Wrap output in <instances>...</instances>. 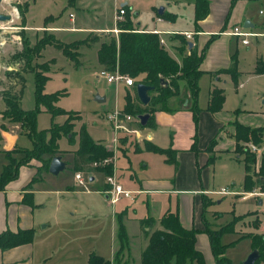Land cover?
<instances>
[{
    "label": "rangeland",
    "instance_id": "obj_1",
    "mask_svg": "<svg viewBox=\"0 0 264 264\" xmlns=\"http://www.w3.org/2000/svg\"><path fill=\"white\" fill-rule=\"evenodd\" d=\"M178 1L180 3L176 5L174 0H129L125 4L130 14L126 21L132 23L133 28L146 32H150L147 29L150 25H155L158 28L190 29L193 25L192 16L194 9L188 3L193 2V0ZM122 5L124 3L120 0H75L72 4H70V0H2L0 13L9 15L11 19L8 22L0 23L2 28L0 30V102H3L4 94L17 92L21 87L19 82L6 80L4 72H21L23 64L15 62L14 59L20 56L22 42H29V45L33 46L44 36L43 27L51 29L59 27L63 29H52H58L59 32H47V34H55L56 37H54L61 42H74L86 38L90 34L86 32H99L94 34H101L100 44L107 43L106 41L112 36L109 32L115 27L113 21L115 10ZM161 8L165 9V16L170 13L177 15L176 22L171 27L156 21L158 19V11ZM232 10L242 12L244 21H250L256 32L263 31L264 0H237ZM232 10L228 15V8L226 19L228 16L229 20ZM70 14L72 15L71 17ZM165 16L162 18L163 20H167ZM25 25L27 29H25ZM232 25L233 23L230 22L227 31L234 27ZM237 26L242 27V24ZM66 28L75 29L74 31L77 33H71ZM255 41L262 42L261 40ZM168 42L177 43L178 40L173 39ZM168 42L165 41L164 46L169 50ZM231 42H234L233 39ZM99 45L91 46L88 49H80L83 55L82 59H80L82 65L77 70L73 69L72 64L52 47L44 49L39 57L34 56L31 68L36 69V65L50 62L53 60L51 58L56 59V62L54 61L56 65L50 66V69H52L48 75L50 79L45 83L43 93L62 92L64 95L59 98L55 106L65 112L80 114V121L72 122L77 140L80 126L85 125L87 133L94 142L100 141L104 145H109L107 149L115 155L109 159L108 163L100 162L96 164V167L112 166V175L110 177H114L116 184L123 191L128 192L125 184L129 183L130 176L140 180L144 177L141 176L144 172L141 167V159L145 155L141 157V155L135 153L134 147L131 145L135 142L134 136L128 137L129 143L124 146L127 151L123 155L118 149L119 146L121 147L120 139L122 135L118 136L119 143L115 149L113 148L114 132L107 121V116L114 111L115 98L117 99V97L114 90L105 82L101 72L98 70L97 51ZM232 47L233 53L238 51L239 77L237 79L238 84L235 85L230 75L223 71L224 74L229 75V77H224V84L221 86L226 95L223 116L227 119L229 118L225 125L228 126L230 124L232 127V123L237 120L250 123L252 127H259L264 130V115L261 114V111L264 110V76H256L254 74L256 57L264 54V49L259 44L258 48H249V51L240 44L236 45L235 42ZM8 62L9 65L7 66L6 63ZM126 90L132 95L131 89ZM123 91L122 89L121 95H123ZM97 95L105 97L106 102L101 104L95 102L94 98ZM119 99L121 103L122 98L119 97ZM20 106L25 111L38 110L37 130L41 131L50 127V115L44 107L37 106L35 79L30 72L24 74ZM239 111L242 114H239ZM189 117L188 124L192 126L191 116ZM55 118L54 122L60 125L66 120L67 116L59 115ZM179 119V124L176 125V129H172V132L177 136L178 142L180 141L179 144H185L186 137H192V130L189 132L183 131L187 125L186 119L184 117ZM244 119H247V121ZM132 122H135L138 126L137 119ZM5 124L8 127L16 126L9 125L8 120H5ZM129 124L125 123L124 126L128 130L135 129V127H132V129ZM18 127L14 131L18 132L20 130ZM133 134L135 135L136 133ZM170 136L171 133L169 132L162 139L164 141L170 140ZM122 138L126 137L122 136ZM65 139L67 138L65 137ZM67 143L72 148L66 147L72 151L62 152L64 154L74 153L77 148L73 147L68 140ZM17 145L18 147L32 148L31 141L26 138H21ZM60 146L64 148L65 143L61 141ZM241 146H245L250 153L256 156L254 169L255 174H258L261 156L264 155V151L250 143L241 144ZM253 148L258 150L254 151ZM19 150V148H14L9 152H12L13 157L20 160L22 156L18 154ZM211 153L209 154L210 161H213L216 156H214V151ZM234 153L239 159L241 154L239 155L236 151ZM152 156H154V160L155 158L157 160L161 159L158 156ZM217 159L218 162L214 165L212 164L208 169V189L211 191V195L209 197L210 200L206 202V211L203 212L205 224L203 223L202 228L205 229L207 226L216 230L236 220L234 230L222 234L221 244L228 246L224 257L229 259L230 264H243L246 258L254 251L250 236L264 237V200L261 198L263 204L262 206H257L255 198H247L243 202H239L234 196H217L214 192H219L222 189L233 193H241V187L244 183L242 156H240L239 162L228 155H221ZM154 160L152 163L156 169L158 166L155 165L157 163ZM8 161L9 159L5 153L0 152V174ZM65 161L68 165L64 171L54 176L47 170H43L40 173L41 179L33 184L36 191L34 194L36 207L32 213L35 226L32 241L34 240L35 249L37 248V251L41 249L44 254L50 257L51 261L47 264H88V256L91 253L103 257L105 262H110L114 248L112 236L114 218L112 217L114 214H121V211H125L126 208L134 218L124 220L123 223L126 228L129 248V254L126 253L124 260L129 262L132 259L133 264H140V255L146 243L142 235H140L139 222L135 218L146 215L147 205L150 209V215L157 213L160 207L168 206L169 203L174 211L177 204L176 198L169 200L166 198V202L165 198L150 196L146 200L142 196L135 197L134 195L132 196L135 198L134 203H126L128 200L121 197L122 199H119V203L113 206L105 193L110 190L105 177L99 174L96 176L95 181L90 182L87 175L84 174L83 178L88 190L86 192L74 180L71 164L72 156L65 159ZM130 182L132 183L133 181ZM105 186L107 187L105 188ZM256 220L257 225L254 226ZM44 226L48 227L43 229ZM199 234L205 233L200 232ZM258 264H264V260Z\"/></svg>",
    "mask_w": 264,
    "mask_h": 264
},
{
    "label": "trees",
    "instance_id": "obj_2",
    "mask_svg": "<svg viewBox=\"0 0 264 264\" xmlns=\"http://www.w3.org/2000/svg\"><path fill=\"white\" fill-rule=\"evenodd\" d=\"M75 0H70L72 4ZM237 0H231L228 15ZM194 3V24L196 32L197 24L209 15L208 0H193ZM124 5V20L118 23L117 28L120 32L101 43V37L98 34L90 33L83 40H77L71 43H63L54 37L53 34L45 33L44 36L30 46L29 42H22L20 56L15 58V62L22 63L21 72L6 71L7 80H14L21 84L17 92L4 94L5 110L2 117L8 119L9 122L17 124L26 137L31 141V149H20L21 159L17 160L13 157L12 152L8 154V164L4 166L0 174V191H3L8 183L14 181L22 166L27 165L31 161L40 164L37 169L39 173L47 170L51 159L60 156L58 142L62 138H67L70 144L75 141L76 134L73 131V121H80V115L75 112H65L55 106V103L64 94L56 92L53 94H44V86L48 81V73L50 66L54 65V60L36 65V69H32L31 63L35 57H39L41 52L47 47H52L60 52L71 64L73 69L77 70L81 67L82 53L80 49H88L91 46L99 45L97 51V61L101 68V72L115 73L122 77H128L133 80L134 84L131 89L132 95L126 90L124 95V105L121 113L129 115L138 120V117L148 114L149 119L144 127L138 122L141 129L153 128V115L156 112L175 113L187 110L192 114V119L197 128L200 110L197 105L199 93L198 81L202 75L200 69L203 62L205 52L209 42L215 40L218 36L225 32L222 30L216 35H212L204 49L198 53L196 49L188 48L187 42L183 35L173 34L168 36V41L178 40V46L174 48L175 54H172L164 45L160 43L162 39L159 34L153 32L139 31L133 28L132 23L126 21L130 15ZM158 16V14H157ZM165 13L158 18H163ZM171 15L167 14L165 19ZM22 17V16H21ZM172 17V16H171ZM228 19V16H227ZM81 57V58H80ZM30 72L33 74L36 85V103L37 106L45 108L51 117V125L48 129L37 130L36 121L38 110L25 111L20 106V99L24 83V74ZM229 74L235 85L238 82L237 63L233 59L231 65L225 70ZM255 73L264 75V64L257 62ZM216 77V76H213ZM137 84H143L153 88L149 92L150 102L146 106L139 104L135 95V87ZM225 101L224 89L213 86L209 94L207 112L215 114L222 110ZM65 115L66 120L62 124L54 123L56 116ZM234 133L232 138L235 141V151L243 160L244 183L242 186L243 193H251L254 190L264 192V155L261 156L258 174H255L256 156L241 144H252L260 148L264 130L262 128H251L244 126L237 121L232 123ZM78 136L77 150L74 154L73 171L75 173H83L91 175L93 173H102L105 178L112 175V166L96 167L94 164L109 160L113 157V152L105 148L102 144L94 142L86 131L84 125L80 126ZM216 140H210L206 150L212 154ZM192 149H195L194 145ZM144 150L149 153L164 155L166 162L174 164L175 151L171 148L160 149L155 145L145 142ZM240 152V153H239ZM239 156V159H240ZM213 159V158H212ZM211 159V160H212ZM238 159V160H239ZM96 167V168H95ZM33 182V180H32ZM32 182L29 183L28 188ZM106 191V190H105ZM32 198L31 195H27ZM206 202H204L203 212L206 211ZM123 214L116 215V233H115V251L113 255L114 264H129L124 260L126 253L129 252L128 237L123 225ZM236 220L219 229H211L205 227L202 231L191 228H184L177 214L167 213L160 220V229L153 230L155 221L151 218L141 220L139 222L143 237L147 239V246L140 256V264H205L203 255L196 247V237L200 232H204L209 241L211 254L215 264H230L229 259L224 257L227 245L221 244V236L224 232H232ZM257 220L254 226L257 225ZM34 236L33 230H23L16 233L3 232L0 234V251L4 252L12 248L30 244ZM253 244V250L258 251L259 258L255 264L264 260V237L250 236ZM90 264H107L95 255L89 258Z\"/></svg>",
    "mask_w": 264,
    "mask_h": 264
},
{
    "label": "crops",
    "instance_id": "obj_3",
    "mask_svg": "<svg viewBox=\"0 0 264 264\" xmlns=\"http://www.w3.org/2000/svg\"><path fill=\"white\" fill-rule=\"evenodd\" d=\"M208 1H209V15L206 17V19H204L203 21L197 24L199 32H196V29H195L196 27L194 24V14L192 16L193 25H192V28L190 29H170L166 27L158 28L155 25H150L149 28L147 27L146 28L149 29L150 32H157L160 35V37L164 40V42L165 41L168 42L167 36L169 35H173V34L182 35L183 33H192L193 39L190 41L186 40L184 36L183 37L187 42L193 44L192 48L196 49V51L200 53L204 49V47L206 46L207 42L209 41L212 35H216L220 33L222 30L227 31V29L229 28L228 25L230 22L233 23L232 26H237L238 24H242V27L244 23L246 22L244 21L245 19L243 17V13L240 11L235 12L234 10H232V15L229 18V20L226 19V13H227L228 8H230L231 0H208ZM17 3L19 4L18 1ZM174 3L178 5V3L180 2L178 0H174ZM188 4H191L194 9L193 2H190ZM164 12H165V9H164ZM3 15H7V14H3ZM169 15H171L172 17L170 16L167 20L158 18L156 21H158V23H161V24L165 23L171 27L176 22L177 15L174 13L172 14L170 13ZM248 22L251 26L249 29L254 30L252 23L250 21ZM56 28L63 29L59 27H56ZM56 28H52V29H56ZM1 29L2 28L0 27V30ZM25 29H27L26 25H25ZM42 29L44 33L54 32V31L59 32L58 29L52 30L51 28H45V27H43ZM66 29L69 30L71 33H77L76 31H74L75 29H69V28H66ZM262 29L264 31V27H262ZM78 30H82V29H78ZM96 31H100V30H96ZM106 31L109 32L108 30ZM86 33H99V32H86ZM53 35L56 37L55 34ZM98 35L101 37V34H98ZM232 39L236 45L240 44L237 39L221 34L215 40H213L212 42H209V45L205 52V56H204L203 62L200 67L203 73L198 81L199 93H198V98H197V105L200 110V114L198 117L197 128H195V125L192 119V114L188 112L187 110H182V111H178L175 113L160 111V112H156L153 115V121L155 125L153 128H146V129L140 128L139 129L136 123L132 122L129 125L131 126V128L135 127V129L132 128L133 129L132 131H135L136 134L135 135L133 133L121 134L122 136L126 137V138H122L121 136V139H120L121 147L120 146L118 147L122 155L125 153V151H127L124 148V146L127 143H129V138H131V136L135 137L134 144H131L134 147L135 153H138L139 155H141V157L145 155L144 158L141 159V167L144 170V172L141 174V176H144L142 180H140L139 178H134L133 176H130V181H133V182L131 183L129 181V183L125 184L128 192H131L130 194L131 197L125 198L126 200H128L126 201V203L127 202L134 203L135 198L132 197L134 195L135 197L142 196L146 200L150 196H155V198H165L166 202H167L166 198L168 200L171 198H176L177 204H176V208L174 211L172 210V207L170 206V203H169L168 206L164 205L160 207L157 213L150 215V209L147 205L146 215H144L143 217L135 218V220H138V222H140L141 220H145L147 218L153 219L155 221V226L153 230L160 229L159 220L165 214L172 213V214L178 215L179 221L184 228L186 229L196 228L202 231L203 230L202 225L203 223L205 224V221L203 218V206H204V202H207L208 200H210L209 197L211 195V191L208 189V171H209L208 169L209 167H211L212 164L214 165L215 163H217L218 162L217 158L220 157L221 155H228L230 158L233 157L237 162H239V160L237 159L234 153L235 141L232 138V135L234 133L233 126L231 127L230 124L226 126L225 122L228 121L229 118L227 119L225 116H223L224 105L226 102V95H225V101H224L221 111L215 114H210L207 112L209 94H210L211 89L213 88V86L223 89V87H221L224 84L223 79L224 77H229V75L224 74L223 71H225L226 69L230 67L231 61L233 59L236 60V63L238 62L237 61L238 51H236V53H233L232 51V48H233L232 44L234 43V42H231ZM63 43L67 44L71 42H63ZM259 44L264 49L261 42H251L250 46L248 47L243 46V47L247 48V50L250 51L249 48H258ZM168 45H169L170 52L172 54H175L174 48L178 46V42L177 43L168 42ZM51 59H53L56 62L55 58H51ZM258 61L264 64V54L260 55L259 57H256L255 68H256V64ZM6 65L8 66L9 62L6 63ZM98 67H99L98 70L101 72L102 70L99 65ZM51 70L52 69H50V72ZM0 71H1V67H0ZM50 72L48 73V75L50 74ZM237 72H238V63H237ZM254 74L256 76H264V75H257L255 73V69H254ZM213 76H216V77H213ZM238 77H239V72H238ZM12 81L14 82V80ZM108 85H110V87L114 90L115 96L117 97V99L115 98V103H114L115 109L122 110V107L124 105L123 96L125 95V91L127 87L123 83L108 84ZM122 89L124 90L123 95H121ZM119 97L122 98L121 103H120ZM105 102H106V98H105ZM3 110H5L4 102H0V114H1L0 115V126H1L0 149L1 151L0 152L5 153V155L8 158L9 153L7 152L13 150L14 148L29 149L28 147H18L17 145V143L19 142L21 138H26L27 140L29 139L26 137L24 131H22L21 129L18 132L14 131V129H17L18 127L17 124L9 122L8 119H4L2 117ZM263 111L264 110L261 111V114L264 115ZM239 114H242V112H240ZM189 116H191V119L193 122L192 126L188 124V121L190 119ZM180 117H184L187 123L183 131L189 132L190 130H192V134H191L192 137L190 138L186 137L185 144H179L180 141L178 142L177 136L174 135V133L172 132V129L173 128L176 129V125L179 124ZM5 120H8L9 125H16V126L8 127L5 124ZM244 120L247 121V119H244ZM239 123L244 126L251 127V128H259V127H252L250 123H245V122H239ZM19 128L20 127H18V129ZM169 132L171 133L170 140L167 139V141H164L162 137L166 136ZM172 134H173V137H172ZM212 139L216 140V145L213 150L215 154L214 156L216 157H214L213 161H210V156H209L210 153L207 152L206 148L210 140ZM61 141L65 143L64 148L60 146ZM145 142H149L160 149L171 148L173 151H175L176 167L174 164L167 163L166 157L164 155L149 153L145 151L144 150ZM96 143L102 144L105 148L109 147V145H104L100 141H97ZM168 144H169V147H168ZM72 145L73 147L77 148L78 140L76 138ZM193 145L195 149H192ZM58 146L60 148L59 151L61 152L60 157L62 158V161L66 164V168L68 164L65 161V159L72 156L71 164H72V169H73L74 154L76 151L72 154H64L62 152V151H72L67 148V147H70V148L72 147L71 145L67 143V139L65 138H62L58 142ZM260 149L264 151V137H263V142L260 146ZM114 155L115 154H113V156ZM152 155H155V157L158 156L159 159L160 158L161 159L157 160L155 158L154 160V156ZM115 160H116V157H115ZM153 160L156 161L157 163L155 164L158 166L156 167V169L155 167H153V163H152ZM39 166H40L39 163L35 161H31L27 165L20 167L17 178L14 181L8 183L3 191H0V234L3 232L16 233L18 231H23V230H30V229L34 230L35 228L34 217L32 213H33V209L36 207V204H34V200H35L34 194L36 191L34 190L33 184L36 181L41 179L40 173L37 170ZM73 173L75 177L76 173L74 171ZM81 174L84 176L83 173ZM99 174L103 176L102 173H93L90 176L87 175V177L89 179L91 178L93 182L95 181L96 176ZM113 175H114V168H113ZM30 182H32V184L28 188V185ZM106 187L107 186H105V188ZM241 190H242V187H241ZM214 193L217 194V196H222V197L224 196V195L218 194V192H214ZM27 195H31L32 198H29V196ZM235 198H237L239 202L244 201V200H240L239 197H235ZM255 200H256L257 206H259L258 202L259 200L262 201V199L257 198ZM119 201L116 203H119ZM262 204L263 202L261 203V206ZM121 212H122L121 214L124 215L122 219L123 223H124V220H130L134 218L133 216L129 214L126 208H125V211H121ZM115 217H116V214H114V216L112 217L114 218V225H113L114 232L112 235L113 242H114V248H113L112 256L114 255V251H115V233H116ZM47 227L48 226H44L43 229H46ZM139 228H140V225H139ZM140 235H142L143 237L141 229H140ZM143 239H144V242L146 243L145 245L146 247L147 239H145L144 237ZM33 241L30 244L18 246V247L12 248L4 252L0 251V264H47L49 261H51L50 257L44 254L41 249L38 251H37V248L35 249V244L33 243ZM195 247L203 255L205 264H215L213 260V256L210 251L208 237L205 234H199V235L197 234ZM91 255H95V254L91 253L88 256V264H90L89 258ZM95 256L99 257L100 259L104 261L103 257L99 255H95ZM113 258L114 257H112V260L110 262H106V263L114 264ZM128 263L133 264L132 259Z\"/></svg>",
    "mask_w": 264,
    "mask_h": 264
},
{
    "label": "built area",
    "instance_id": "obj_4",
    "mask_svg": "<svg viewBox=\"0 0 264 264\" xmlns=\"http://www.w3.org/2000/svg\"><path fill=\"white\" fill-rule=\"evenodd\" d=\"M120 1L123 2L124 4L129 2V0H120ZM123 7L124 5L116 9L114 13L113 21H114L115 27L113 28V30L110 31V33L114 34L115 36L120 32V30H118L117 28L118 23L124 20L125 9ZM153 33H157V32H153ZM222 34L225 36L237 39L238 42L242 46H245V47L250 46L251 42H257L255 40H261L262 41L261 44L264 47V31L256 32L249 28H243L241 26L240 27L234 26L232 29L225 31ZM182 35L186 38V40L190 41L193 39L192 33H183ZM160 43L164 45V40L161 39ZM101 76L106 80L108 84L123 83L127 87H132L134 84L132 79L128 77H122L117 72L112 73V74L102 72ZM133 120L134 118H132L129 115H125L121 113V110H118V109H115L111 114L107 116V121L111 125L112 130L114 132V138L112 140V145L114 149L117 147V144L119 141L118 140L119 135L136 133L135 131L128 130L124 126L125 123H131ZM253 150L256 151L258 149L253 148ZM108 162L109 160H104L102 163H108ZM93 166H96V164H94ZM74 178L78 186L85 189V191L87 192L88 190L86 189L85 180L83 178V175L81 173H76ZM106 179H107L108 185L110 186V190L106 191L105 193L108 195V199L111 205H114L116 202H118L121 197H124V198L130 197V192L123 191V189L116 184L114 177H108ZM218 194L224 195V196L239 197L240 200H245L248 197L255 198V199L262 198L264 200V192H261L260 190H254L251 193H243V192L233 193L229 190L222 189L218 192ZM263 232H264V225H263Z\"/></svg>",
    "mask_w": 264,
    "mask_h": 264
},
{
    "label": "water",
    "instance_id": "obj_5",
    "mask_svg": "<svg viewBox=\"0 0 264 264\" xmlns=\"http://www.w3.org/2000/svg\"><path fill=\"white\" fill-rule=\"evenodd\" d=\"M2 0H0V4H1ZM164 13V8H161L159 11H158V16H161L162 14ZM10 16H7V15H3V14H0V23H3V22H8L10 21ZM250 24L248 21H246L243 25V28H250ZM193 46L192 43H189L188 44V48L191 49ZM150 91H153V88L152 87H149V86H146V85H143V84H137L136 87H135V94H136V97L139 101V103L142 105V106H146L149 104L150 102V96H149V92ZM94 101L97 102V103H104L105 102V98L103 97H100V96H96L94 98ZM149 119V115L148 114H145V115H142L140 117H138V120H139V123L142 127H144L147 123ZM66 168V164L62 161V158L60 156H55L51 159L50 163H49V166H48V172L54 176H57L59 173H61L62 171H64ZM90 182H92V179L90 178L89 179ZM261 203L262 201L259 200L258 202V205L261 206ZM259 258V253L258 251L254 250L252 251V253L246 258V260L243 262V264H255L256 261L258 260Z\"/></svg>",
    "mask_w": 264,
    "mask_h": 264
}]
</instances>
